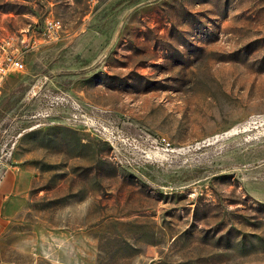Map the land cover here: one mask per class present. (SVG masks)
Listing matches in <instances>:
<instances>
[{
	"label": "rangeland",
	"instance_id": "1",
	"mask_svg": "<svg viewBox=\"0 0 264 264\" xmlns=\"http://www.w3.org/2000/svg\"><path fill=\"white\" fill-rule=\"evenodd\" d=\"M59 19L0 89V264H264V0H0Z\"/></svg>",
	"mask_w": 264,
	"mask_h": 264
},
{
	"label": "built area",
	"instance_id": "2",
	"mask_svg": "<svg viewBox=\"0 0 264 264\" xmlns=\"http://www.w3.org/2000/svg\"><path fill=\"white\" fill-rule=\"evenodd\" d=\"M59 19H46L38 30L25 35L11 34L0 40V89L6 79L24 70L26 57L45 44L59 40L62 32Z\"/></svg>",
	"mask_w": 264,
	"mask_h": 264
},
{
	"label": "crops",
	"instance_id": "3",
	"mask_svg": "<svg viewBox=\"0 0 264 264\" xmlns=\"http://www.w3.org/2000/svg\"><path fill=\"white\" fill-rule=\"evenodd\" d=\"M27 58V57H26ZM0 208H2V207H0ZM0 223H1V220H0ZM0 227H1V224H0Z\"/></svg>",
	"mask_w": 264,
	"mask_h": 264
}]
</instances>
